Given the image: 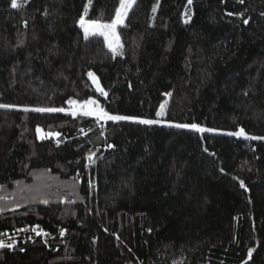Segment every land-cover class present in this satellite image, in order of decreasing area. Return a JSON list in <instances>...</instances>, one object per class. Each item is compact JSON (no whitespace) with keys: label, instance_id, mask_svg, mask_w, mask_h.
I'll use <instances>...</instances> for the list:
<instances>
[{"label":"trees","instance_id":"trees-1","mask_svg":"<svg viewBox=\"0 0 264 264\" xmlns=\"http://www.w3.org/2000/svg\"><path fill=\"white\" fill-rule=\"evenodd\" d=\"M120 2L0 0V264H264V0Z\"/></svg>","mask_w":264,"mask_h":264},{"label":"snow or ice","instance_id":"snow-or-ice-1","mask_svg":"<svg viewBox=\"0 0 264 264\" xmlns=\"http://www.w3.org/2000/svg\"><path fill=\"white\" fill-rule=\"evenodd\" d=\"M90 2H91V0H89V3ZM191 2H192V0H189V4H191ZM241 2H243V0H241ZM133 3H134V0H121L120 6L116 9L115 18L109 24H101V23H98L96 21H92V22H89V23L86 24L85 20H84V17L81 16V18H80V26L84 29L85 37L87 38L91 34L98 33V34L104 36L105 41L108 44V47L110 49H112L113 52H115L116 48L119 47V38H118V36H116V33H115L116 25L123 23V19L127 15L128 10L132 7ZM20 6L21 5L18 3V0H12V3H11V7L12 8H17V7H20ZM87 10H88V5L86 4L85 5V13L87 12ZM153 11H155V7L153 8ZM185 22H187V21H185ZM244 23L247 24L248 21L245 20ZM88 75L90 77H93L92 73H89ZM98 90L101 91L102 94H104L103 90L99 89V86H98ZM68 103L72 104V105L76 104V102L72 101V100L68 101ZM96 103L97 102L95 100H91L90 99V100L86 101L85 104L82 107L87 109L88 105H92V104H96ZM0 107H10V106L9 105H0ZM164 107H165L164 104H162L160 106V110L157 112V116L158 117L164 115ZM28 110L29 109H27V108L24 109V111H28ZM32 110L33 111H37V112H59V111H64V109H62V108H60V109H56V108H48V109L36 108V109H32ZM72 114L75 115L76 112L73 111ZM92 114H93L92 110L84 111V115H92ZM96 114L98 115V118H100V119L111 120V121L134 120V121L139 122L140 124H148V125L158 124V123L161 122L160 120L140 119V118H137V117L121 116V115H110L107 112H105L102 108H98L96 110ZM176 127H181V128L190 127V128L195 129L197 131H204L205 130V129L200 128L196 124H192V125H176ZM37 130L40 131L39 129H37ZM229 135L242 136V135H244V132H243V129H241L238 132L229 133ZM255 139H264V138H255ZM89 159H91V157H89ZM241 186H243V182H241ZM45 203H47V201H45ZM33 231H36V229L34 228ZM40 234H42V233L38 231L37 235H40ZM43 234L47 235V233H43ZM60 234H61V236L64 235V230L63 229H61ZM3 246H5V245L3 244L2 241H0V247H3ZM7 247H11V245L9 244V245H7ZM249 252H251V249L249 250Z\"/></svg>","mask_w":264,"mask_h":264},{"label":"rangeland","instance_id":"rangeland-1","mask_svg":"<svg viewBox=\"0 0 264 264\" xmlns=\"http://www.w3.org/2000/svg\"><path fill=\"white\" fill-rule=\"evenodd\" d=\"M121 3V2H120ZM120 6V5H119ZM83 17H84V20H85V23L87 24V23H89V22H92V21H95V20H89V19H86L85 18V14H83L82 15ZM81 18V17H80ZM80 18H79V20H78V24H79V26H80ZM96 22H98V23H101V24H109V23H111V22H102V21H96ZM117 25H119V24H117ZM117 25H116V28H115V33H116V36H118V38H119V34H118V31H117ZM81 27V26H80ZM81 29H82V31H83V33H84V29L81 27ZM84 35H85V33H84ZM92 35H98V36H101V37H103L104 38V36H102V35H100V34H98V33H96V34H91V35H89V36H92ZM111 39V38H110ZM104 40H105V38H104ZM106 42V41H105ZM106 45L108 46V44H107V42H106ZM115 46V45H114ZM120 49H121V41H120V38H119V47L118 48H116V51L114 52V53H119L120 52ZM112 50V49H111ZM113 51V50H112ZM93 74V73H92ZM90 80H91V82H92V84H93V86L98 90V86H99V89H102V87H101V85H100V83H99V80H98V78L93 74V77H90ZM99 91V90H98ZM90 100V99H89ZM91 100H94V99H91ZM86 101H88V100H86ZM86 101H83V102H81V103H76L75 105H74V107H73V109H72V112L73 111H75L76 113H78V112H81V113H84V111H86V110H92L93 111V114L92 115H94V116H97L98 117V115L96 114V110L98 109V108H101V107H99L97 104H92V105H88L87 106V109H85L84 107H82L84 104H85V102ZM167 101H168V97L166 96V98H164L163 100H162V102H161V104H160V106L162 105V104H164L165 105V107H164V112H165V109H166V107H167ZM160 106H159V108H158V111L160 110ZM157 111V112H158ZM106 112V111H105ZM108 113V112H107ZM108 114H110V115H121V114H111V113H108ZM121 116H125V115H121ZM138 118V117H137ZM140 119H143V118H140ZM149 120H160L161 122L160 123H158V124H166V125H174V126H176V125H180V124H177V123H174V122H170V121H167V120H165V119H163V116H160V117H156L155 119H149ZM131 121H134V120H131ZM201 128V127H200ZM203 129V128H202ZM40 130V129H39ZM219 131V130H218ZM217 131V132H218ZM38 134H39V137H43V134H42V132H41V130L40 131H38Z\"/></svg>","mask_w":264,"mask_h":264}]
</instances>
